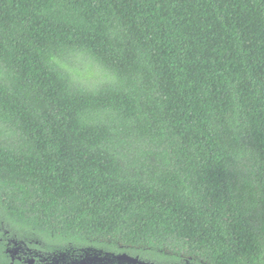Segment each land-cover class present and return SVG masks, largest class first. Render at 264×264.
<instances>
[{
    "label": "trees",
    "instance_id": "1",
    "mask_svg": "<svg viewBox=\"0 0 264 264\" xmlns=\"http://www.w3.org/2000/svg\"><path fill=\"white\" fill-rule=\"evenodd\" d=\"M2 223L264 264V0H0Z\"/></svg>",
    "mask_w": 264,
    "mask_h": 264
},
{
    "label": "flooded vegetation",
    "instance_id": "2",
    "mask_svg": "<svg viewBox=\"0 0 264 264\" xmlns=\"http://www.w3.org/2000/svg\"><path fill=\"white\" fill-rule=\"evenodd\" d=\"M0 264H203L152 258L133 249L86 242H58L37 232L0 225ZM209 264V263H204Z\"/></svg>",
    "mask_w": 264,
    "mask_h": 264
}]
</instances>
